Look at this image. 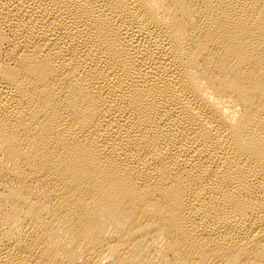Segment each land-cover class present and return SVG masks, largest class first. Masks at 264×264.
I'll return each mask as SVG.
<instances>
[{
	"label": "bare ground",
	"instance_id": "1",
	"mask_svg": "<svg viewBox=\"0 0 264 264\" xmlns=\"http://www.w3.org/2000/svg\"><path fill=\"white\" fill-rule=\"evenodd\" d=\"M0 264H264V0H0Z\"/></svg>",
	"mask_w": 264,
	"mask_h": 264
}]
</instances>
